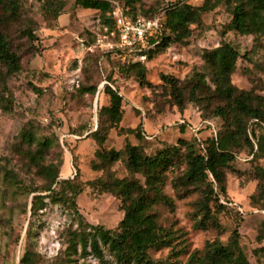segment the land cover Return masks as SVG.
I'll list each match as a JSON object with an SVG mask.
<instances>
[{
    "label": "rangeland",
    "instance_id": "obj_1",
    "mask_svg": "<svg viewBox=\"0 0 264 264\" xmlns=\"http://www.w3.org/2000/svg\"><path fill=\"white\" fill-rule=\"evenodd\" d=\"M48 1L17 0L16 17L0 9V31L20 63V71L12 75L0 66V264H19L27 249L33 253V264H68L67 232L76 229L78 222L72 210L66 203L47 201L35 217L30 216L32 196L48 194L39 193L48 186V180L37 174V160L30 158L40 145L46 147L39 155L40 165L50 166L58 173L51 189H57V183L67 179L82 183L83 190L76 198L79 213L91 225L114 229L123 217L120 201L104 193L95 181L105 180L108 174L116 179L130 176L124 155L120 161L107 165L96 152L121 151L127 140L152 156L165 146L175 145L179 138L190 143L193 139H209L213 127L219 130L222 125L215 115V108L222 103L210 96L189 103L185 91V109L179 111L161 81L162 75L187 87L195 71H205L201 51L227 43L239 53L231 84L238 90L264 97V36L229 30V5L221 4L203 13L200 24L191 26V35L184 43L171 44L144 61L146 80L154 86L147 89L139 87L131 71L127 75L118 73L121 67L116 69L119 59L116 55L106 61L103 51L107 40L102 37L103 26L97 12L72 8V0H55L65 4L55 20L57 15L47 9ZM110 1L129 13L150 17L175 0H139L130 6L124 0ZM187 2L200 6L203 0ZM29 33L34 39L28 38ZM106 74L123 98L119 126L138 128L140 140L133 135H120L117 130H109L100 147L90 138L99 125H106L98 115L99 108L108 104L103 93ZM86 88L95 91L85 94ZM205 120L213 127L206 126ZM248 127H253L255 135L264 134L263 126L254 127L248 122ZM24 131L32 134L30 142L22 139ZM102 167L105 169L101 170ZM183 168L180 164L167 174L163 189L174 203L173 210L164 205L152 209L158 225L174 231L177 238L171 247L150 250V257L156 261L167 258L169 264H188L189 256L200 253L206 243L216 240L226 244L237 224L239 246L249 264H264V239L257 240L264 211L250 202V196L257 192V177L264 175V158L247 148L235 150L234 162L225 173L229 209L216 215L219 229L194 228L199 192L178 198L170 185V179ZM134 177L143 183L141 175ZM71 259L74 264H116L106 249L102 259L91 255L84 258L73 255Z\"/></svg>",
    "mask_w": 264,
    "mask_h": 264
},
{
    "label": "trees",
    "instance_id": "obj_2",
    "mask_svg": "<svg viewBox=\"0 0 264 264\" xmlns=\"http://www.w3.org/2000/svg\"><path fill=\"white\" fill-rule=\"evenodd\" d=\"M138 1L124 0V3L130 6ZM236 1L237 4L233 5ZM46 4L47 9L57 15L55 18L57 20L65 4L55 0H50ZM221 4L230 6L229 30L241 35L264 36V0H203L200 6H192L187 0H175L158 9L152 16L146 17L151 18L159 13L163 15L160 32L151 39L148 48L141 52L145 60L152 59L171 44L184 43L191 35V26L200 24L201 15ZM114 7L115 4L110 0H72V8L97 12L103 32L107 31V33L113 31L115 27L111 16ZM122 8L131 17L138 16ZM0 9L3 13L16 17L17 0H0ZM27 36L29 39H34L30 33ZM111 55L116 53L110 51L103 53L106 61ZM200 57L205 71H195L187 87H183L178 80L170 76L162 75L161 81L168 88L169 95L179 111L185 109L183 100L185 91L188 93L189 103H196L198 99L206 96L222 103V106L215 108V115L222 120L219 130H215L213 124L205 120L203 123L206 126L213 127V135L209 139L203 141L193 139L190 143L179 138L175 145L165 146L152 156L146 155L138 145H132L127 140L121 151L100 149L96 152V156L107 165L120 161L121 155L125 157V169L130 178L116 179L108 174L105 180L95 181L104 193L120 201L123 217L116 228L106 229L101 225H91L84 220L76 204V198L83 190L82 183L77 180L60 181L57 183V189H51L58 173L56 169L53 172L52 167L41 166L39 163V155L46 149L44 144L30 154L32 160H37L35 162L37 174L48 180V186L39 191L48 194L32 196L31 218L45 208L47 201L51 204L66 203L77 217V228L67 232L65 256L68 264H74V260L71 259L73 255H78L80 258L91 255L96 259H102L104 249L110 253L116 264H169L167 258L156 261L149 255L150 250L171 247L177 238L174 231L158 225L152 209L156 205H164L173 210L174 203L163 189L167 174L180 164H183L184 168L170 179V185L178 198L199 192L201 198L197 202L194 228L219 229L216 215L229 209L225 173L234 162L235 150L247 148L250 153L264 158V134L255 135L253 127H248L250 122L254 127L260 125L264 128V97L238 90L231 84L230 78L235 71L239 53L229 44L222 43L216 48L203 49ZM118 58L116 69L121 67V72H118L120 75H127L131 71L139 87L154 88L146 80L144 62L126 63ZM0 66L8 75L20 71L19 57L11 51L7 37L2 31H0ZM107 74L104 77L107 83L103 93L108 98V104L100 107L98 111L100 119H103L106 125H99L91 133L90 138L100 147L107 140L108 131L117 130L120 135H133L140 140L141 133L138 128L123 129L119 126L123 117V98L109 83ZM33 90L38 94L35 87ZM94 91L95 88L83 89L85 94H92ZM21 137L24 141L30 142L32 134L24 131ZM136 174L143 177V183L134 177ZM257 179L259 180L257 192L250 196V202L264 211V175L258 176ZM26 237L31 238L30 229L26 231ZM239 238L236 224L226 244L216 240L206 243L200 253L195 252L189 256L188 264H249L239 246ZM263 239L264 221L260 224L257 235V240ZM33 261V253L27 249L19 264H33Z\"/></svg>",
    "mask_w": 264,
    "mask_h": 264
},
{
    "label": "built area",
    "instance_id": "obj_3",
    "mask_svg": "<svg viewBox=\"0 0 264 264\" xmlns=\"http://www.w3.org/2000/svg\"><path fill=\"white\" fill-rule=\"evenodd\" d=\"M111 16L115 27L113 31H104L102 35L107 40L103 52H115L126 63L144 62L145 56L141 52L148 48L151 39L160 32L162 13L151 18H133L122 7L115 5Z\"/></svg>",
    "mask_w": 264,
    "mask_h": 264
}]
</instances>
